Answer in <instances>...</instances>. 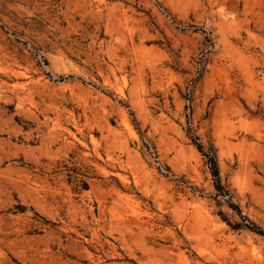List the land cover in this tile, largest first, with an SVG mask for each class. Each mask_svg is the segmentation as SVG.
Listing matches in <instances>:
<instances>
[{
    "label": "rangeland",
    "instance_id": "1",
    "mask_svg": "<svg viewBox=\"0 0 264 264\" xmlns=\"http://www.w3.org/2000/svg\"><path fill=\"white\" fill-rule=\"evenodd\" d=\"M0 264H264V0H0Z\"/></svg>",
    "mask_w": 264,
    "mask_h": 264
},
{
    "label": "bare ground",
    "instance_id": "2",
    "mask_svg": "<svg viewBox=\"0 0 264 264\" xmlns=\"http://www.w3.org/2000/svg\"><path fill=\"white\" fill-rule=\"evenodd\" d=\"M137 220H139V219H137ZM140 220H141V219H140ZM146 223H148V222H146ZM137 224H138V223H137ZM137 224H136V225H137ZM143 225H144V224H143ZM139 226H140V225H139ZM140 227H141V226H140ZM145 230L147 231V229H145Z\"/></svg>",
    "mask_w": 264,
    "mask_h": 264
}]
</instances>
